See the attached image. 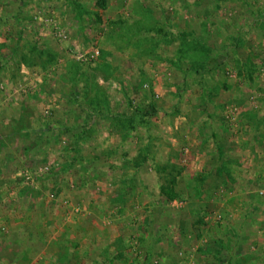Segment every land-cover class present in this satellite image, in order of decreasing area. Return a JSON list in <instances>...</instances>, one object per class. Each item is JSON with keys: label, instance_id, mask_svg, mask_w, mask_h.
Masks as SVG:
<instances>
[{"label": "rangeland", "instance_id": "374dc122", "mask_svg": "<svg viewBox=\"0 0 264 264\" xmlns=\"http://www.w3.org/2000/svg\"><path fill=\"white\" fill-rule=\"evenodd\" d=\"M20 232L264 264V0H0V264Z\"/></svg>", "mask_w": 264, "mask_h": 264}, {"label": "crops", "instance_id": "0c3cea01", "mask_svg": "<svg viewBox=\"0 0 264 264\" xmlns=\"http://www.w3.org/2000/svg\"><path fill=\"white\" fill-rule=\"evenodd\" d=\"M18 234V235H17ZM16 235L18 236V238H24L27 239L28 236L29 240H32L31 243H29L27 241V243L29 244V247L31 250H29L28 252V256L27 258H29L30 260V264H68V261L71 257L66 258L64 252H62L61 249L59 248H52L56 243L52 242L51 240H57L60 242H66L68 241L67 239L69 238L67 235H63L61 233L55 234L53 236H48L43 235V233H39V234H27V233H17ZM43 239L44 240H48L49 241V246L46 247H41V244L43 243ZM26 242V241H23ZM52 242V243H51ZM51 243V244H50ZM72 250V248L70 249V251ZM17 261V259L15 260V262Z\"/></svg>", "mask_w": 264, "mask_h": 264}]
</instances>
